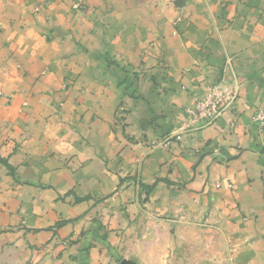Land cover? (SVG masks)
<instances>
[{
  "label": "crops",
  "instance_id": "crops-1",
  "mask_svg": "<svg viewBox=\"0 0 264 264\" xmlns=\"http://www.w3.org/2000/svg\"><path fill=\"white\" fill-rule=\"evenodd\" d=\"M76 1L0 0L3 263L264 264V0Z\"/></svg>",
  "mask_w": 264,
  "mask_h": 264
},
{
  "label": "built area",
  "instance_id": "built-area-1",
  "mask_svg": "<svg viewBox=\"0 0 264 264\" xmlns=\"http://www.w3.org/2000/svg\"><path fill=\"white\" fill-rule=\"evenodd\" d=\"M73 9L76 11L85 10L83 0H77ZM236 97L235 90L214 87L206 95L195 100L194 105L188 109V114L193 123L209 125L223 115V112L233 104ZM253 122L261 131L264 130V109L256 113Z\"/></svg>",
  "mask_w": 264,
  "mask_h": 264
},
{
  "label": "rangeland",
  "instance_id": "rangeland-1",
  "mask_svg": "<svg viewBox=\"0 0 264 264\" xmlns=\"http://www.w3.org/2000/svg\"><path fill=\"white\" fill-rule=\"evenodd\" d=\"M177 21V20H176ZM214 87H219V88H221V89H226V90H229V86H226L224 83H220V84H217V85H214V86H212V87H210L209 89H208V91L206 92V93H204L203 95H201V96H204V95H206L211 89H213ZM201 96H197L196 98H195V100L198 98V97H201ZM0 97H3V93L0 91ZM195 102V101H194ZM25 107H27V106H25ZM189 108H191V107H189ZM188 108V109H189ZM188 109H187V113H188ZM190 117V116H189ZM221 117H219L218 119H220ZM217 119V120H218ZM190 120H191V117H190ZM216 120V121H217ZM192 121V120H191ZM216 121H214V122H216ZM192 123H193V121H192ZM193 124H195V123H193ZM212 124V123H211ZM195 126L196 127H204V126H206V125H204V124H201V123H199V124H195ZM12 169V168H11ZM9 172L12 174L13 172L11 171V170H9ZM15 176V175H14ZM26 251H27V253L29 254V257L31 258V256L33 255V249H32V247H26ZM1 250H0V254H1ZM33 262L32 261H26L25 263H23V264H32ZM0 264H16V263H3V257H1L0 256Z\"/></svg>",
  "mask_w": 264,
  "mask_h": 264
}]
</instances>
